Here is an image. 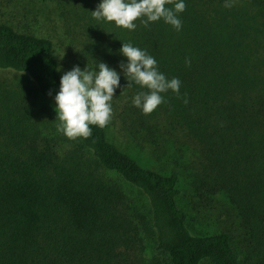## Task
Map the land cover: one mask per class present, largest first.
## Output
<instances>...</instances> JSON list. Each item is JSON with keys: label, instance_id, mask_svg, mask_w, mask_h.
<instances>
[{"label": "trees", "instance_id": "trees-1", "mask_svg": "<svg viewBox=\"0 0 264 264\" xmlns=\"http://www.w3.org/2000/svg\"><path fill=\"white\" fill-rule=\"evenodd\" d=\"M51 1L81 68L119 71L130 42L178 77L180 92L145 114L131 102L140 86L121 75L108 123L68 152L23 93L0 90V264H264V0H184L179 31L163 19L138 18L134 30L97 20L99 0ZM7 71L54 102L62 71L52 39L0 22ZM118 126L120 145L109 134ZM191 188L201 203L221 195L236 208L240 241L233 224L194 231L182 202Z\"/></svg>", "mask_w": 264, "mask_h": 264}, {"label": "clouds", "instance_id": "clouds-1", "mask_svg": "<svg viewBox=\"0 0 264 264\" xmlns=\"http://www.w3.org/2000/svg\"><path fill=\"white\" fill-rule=\"evenodd\" d=\"M169 0H99L95 9L91 10L94 18L114 22L116 26L134 30V22L146 27L149 22L159 19L173 26L177 31L182 22L178 13L185 9L184 0H176L172 7H166ZM119 54L126 58L117 68L99 61L95 68L78 64L71 70L63 71L59 79V88L53 96L55 120H58L57 131L68 138H87L92 133V125L105 126L112 113L111 101L114 92L120 85L123 75L128 81L127 87L139 85L132 97V104L143 113H151L164 102L162 93L171 90L179 94L181 81L178 77L168 78L159 70L157 60L146 50L132 43H122ZM60 71V68H57ZM146 89V90H145ZM52 94L51 91L49 93ZM187 103V100L184 101Z\"/></svg>", "mask_w": 264, "mask_h": 264}, {"label": "rangeland", "instance_id": "rangeland-1", "mask_svg": "<svg viewBox=\"0 0 264 264\" xmlns=\"http://www.w3.org/2000/svg\"><path fill=\"white\" fill-rule=\"evenodd\" d=\"M55 4L51 0H0V22L12 24L20 31H29L40 37H48L53 40L55 53L60 62L61 71L71 70L73 62L67 55V39L59 13L55 11ZM9 90L12 95L23 93L24 101L34 104L40 111L45 122H50L53 126L47 128L44 132L48 135L50 129L51 140L66 144V150L75 151L78 147L79 137L71 139L57 131L58 120H55L56 113L54 102L41 99L35 92V83L24 74L7 71L0 74V90ZM28 99V100H27ZM45 108V109H44ZM47 108V109H46ZM49 124V125H51ZM110 139L120 145L125 143L124 137L120 134V127L112 128ZM64 145V144H63ZM133 150V149H132ZM84 158L87 166L102 175L105 173L98 170L91 162V156L87 154ZM137 159L147 163L144 155H138ZM161 165V163H159ZM106 175V174H105ZM108 176V175H107ZM117 183L112 177H105ZM184 187V186H183ZM225 198L221 195L215 197V202L207 200L201 203L193 188L183 189L182 202L183 206L189 212L192 218L193 229L196 232L214 233L223 229H230L233 224V230L237 241L242 238V231L239 225V217L236 208L232 204H227ZM224 203V204H220ZM240 246V244H239Z\"/></svg>", "mask_w": 264, "mask_h": 264}]
</instances>
